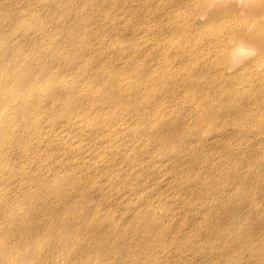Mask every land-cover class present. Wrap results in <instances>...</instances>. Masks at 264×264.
Masks as SVG:
<instances>
[{
	"label": "bare ground",
	"instance_id": "obj_1",
	"mask_svg": "<svg viewBox=\"0 0 264 264\" xmlns=\"http://www.w3.org/2000/svg\"><path fill=\"white\" fill-rule=\"evenodd\" d=\"M164 1L0 0V41L8 45L0 48V179L7 175L0 191L9 186L15 194L23 179L39 200L18 212L14 231L0 224L5 264L31 248L24 238L44 235L55 241L44 250L62 251L67 264H99L103 254L123 251L145 262L133 247L160 241L164 264L180 262L172 253L196 264V243L226 230L236 208L258 212L264 76L259 82L250 70L236 82L230 65L218 73L219 60L207 62L195 46L201 31L178 17L161 21ZM258 2L264 6L257 0L255 9ZM223 12L210 13V35ZM160 30H174L169 43L182 41L172 45L176 74L159 66L170 53L142 36ZM235 32L264 51V24ZM237 46L226 48L234 58ZM55 147L60 154L47 159L44 150ZM37 182L49 186L39 190ZM53 202L50 228L39 218ZM87 214L95 216L86 219L90 236L72 227ZM238 220L251 232L247 241L264 223L246 214ZM230 241L238 246L240 238Z\"/></svg>",
	"mask_w": 264,
	"mask_h": 264
},
{
	"label": "rangeland",
	"instance_id": "obj_2",
	"mask_svg": "<svg viewBox=\"0 0 264 264\" xmlns=\"http://www.w3.org/2000/svg\"><path fill=\"white\" fill-rule=\"evenodd\" d=\"M256 1L257 0H166L164 1L166 4V11L164 12L165 15L163 14L161 16V21L165 22L169 20L172 22L173 18L178 17L181 21H186L188 23V26L193 33L196 32V29L201 31V36L197 41L195 40V46L198 50L201 49V52L204 53L203 58L207 62L215 63L216 60H219L218 63L220 68L218 73H221L227 65H230L229 72H232L233 74L231 78H238L236 82L246 80H243L235 75H241L245 72H249L250 70L255 74L256 80L261 82L264 76V51L254 41H252L249 36H238L235 32V28L255 30L264 24V6H261L263 1L258 2V7H260L255 9L253 7V2ZM203 3L205 4L203 5ZM217 4L223 8L224 12L220 17V24L214 28L213 34L210 35L208 30L211 27L210 13L216 11V8L218 7ZM169 12H171V16H167ZM189 12H193L195 15H188ZM187 20L191 21L188 22ZM173 32L174 30L169 32L160 30L159 32L155 31L154 33L143 32L142 36L148 38L150 43L156 45L154 48L157 47L159 50H162V53H170L166 55V59L158 58L161 62L159 66L164 67L169 73L176 74V70H179L180 67L172 65V63L175 62L172 59V54L177 53V50L174 51V47H172V45H181L182 41L179 40L178 43H169V39L173 36ZM22 34L29 33L23 32ZM159 43L160 45H158ZM234 44L239 45L236 49L241 53V55H236L237 58H234L232 53L228 52L226 49L228 45ZM0 48L6 50L8 49V45L5 42L0 41ZM16 50L20 53L23 50V47L21 46L16 48ZM180 60H182L183 63L189 62L187 58H181ZM195 69L196 68H194V70ZM205 76L206 75H196L199 80H202ZM171 85L174 86L173 83ZM247 100L248 102H251L252 98L248 97ZM60 152L61 151H59L57 147L44 150L45 157L47 159L54 158V156L56 154L59 155ZM6 178L7 175L2 177L0 181L4 183ZM24 184L28 186V183L23 179L16 182V186L19 191L15 194L11 192L9 186L5 190L3 189L0 191V224L4 223L7 226L13 225V223L17 222L16 218L19 211H24L39 204V200L30 194V192L26 189L28 187H25ZM35 185L39 190H43L49 186L48 182H37ZM22 189L24 190L20 191ZM263 201L264 194L258 212L251 213L247 210L246 206H241L236 208L239 211L238 213L233 216H229L228 210L227 214L231 219L232 224L227 226L226 230H221L213 235L209 234L207 242H205L204 245L196 243V250H198L195 254L196 264H246L248 259H250L249 261L251 262L249 264H264V223L259 228L253 229L255 232L251 236L250 240L247 241L243 238L251 232L246 227L242 228L241 226L244 223L238 220V217L242 218L243 214L249 215L250 221L254 218H261L262 220L264 217V206L262 205ZM107 203H109V201ZM56 205V202H53L52 208L46 210L39 218L40 220L46 222L50 228L56 225V223L51 222L52 210L56 207ZM228 207L232 206L228 205ZM256 215L259 217H256ZM94 217L95 216L92 214H87L86 218H77L74 220V223H72V227L77 228L82 232H86V235L90 236L93 229L88 228L90 223H88L86 219H92ZM125 218L126 211L123 210L120 214L119 222L122 223ZM234 219L236 221L235 230ZM41 229L43 230V228ZM14 230L15 228L11 226L10 232ZM234 238H240V243L238 246L232 245L230 247L228 244L231 242L230 240ZM39 239L48 241V243H42ZM160 239H162V237H160ZM261 239H263V241H261ZM54 242L53 238L49 235H44L40 238H24V244L30 243L31 248L20 254V259L15 261L14 264H39L35 260L39 257H41L40 260L42 264H67L61 254L62 251L53 247H50L49 250H44L45 246H51ZM180 245H182V243H180ZM164 246L166 245H163L161 241L152 245H140V247L135 245L133 250L137 252L136 255L138 258L144 260L145 262L137 261L130 257L128 253L123 251L113 255L103 254L99 259V264H164L166 262L164 251H168L167 247ZM14 249L17 250L19 248ZM19 250L21 253L22 250ZM201 250H204V252L201 253ZM69 251L70 249H67L66 253ZM210 251L213 252L209 258ZM91 252L92 251H90V253ZM45 256H49L51 259H47ZM71 256H73V254ZM168 256L174 261H180L177 264H185L186 262L188 264H194L190 262L194 261V258L192 257L184 259L180 258V255L175 253ZM208 258L209 261H206ZM78 263L79 259L73 258L72 264ZM0 264L5 263L0 259Z\"/></svg>",
	"mask_w": 264,
	"mask_h": 264
}]
</instances>
